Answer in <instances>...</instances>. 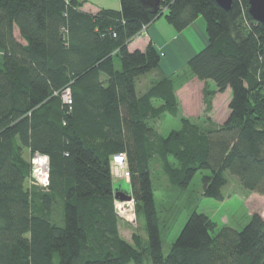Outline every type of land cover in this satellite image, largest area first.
I'll use <instances>...</instances> for the list:
<instances>
[{
    "label": "trees",
    "instance_id": "1",
    "mask_svg": "<svg viewBox=\"0 0 264 264\" xmlns=\"http://www.w3.org/2000/svg\"><path fill=\"white\" fill-rule=\"evenodd\" d=\"M232 2L227 12L215 0H160L151 14L119 0V10L92 14L78 0H0V264H264L259 215L216 232L192 211L164 254L169 226L155 203L154 166L169 188L205 172L202 195L222 201L229 173L264 196V26L247 0ZM161 16L176 32L205 23L206 45L170 75L152 43L128 49ZM192 79L204 85L207 114L230 90L228 117L206 127L180 117L162 136L156 123L179 115L176 90ZM25 150L47 156L46 187L25 185ZM119 154L143 224L130 241L118 232L110 172Z\"/></svg>",
    "mask_w": 264,
    "mask_h": 264
},
{
    "label": "rangeland",
    "instance_id": "2",
    "mask_svg": "<svg viewBox=\"0 0 264 264\" xmlns=\"http://www.w3.org/2000/svg\"><path fill=\"white\" fill-rule=\"evenodd\" d=\"M102 1L104 0H78L83 6L94 2L95 4H101ZM105 1L107 6H113L117 0ZM87 7L90 8L89 5ZM155 22L162 23L166 27L173 29L166 22L164 16L159 17ZM201 25L205 33L204 20L202 16H199L194 21V25L185 30V35L189 37L192 44H195L194 46L197 48L201 47L198 50L204 47L199 33V26L201 27ZM145 30L142 28L139 35L145 32ZM209 88L215 89V85L210 82ZM202 89L203 87L197 80H192L176 90L180 108L179 115L177 117L165 115L156 123L158 132L162 136H166L170 131L180 128V117L188 118L190 121L204 127L210 126L207 121L210 122L209 124L217 126L224 123L229 115V92L225 91L222 94H216L212 99L211 111L207 114L204 110ZM24 158L27 161H32L30 154L28 156L24 154ZM153 173L157 178L155 181V203L158 216L161 222L164 221L169 226L164 232L162 229L164 254L168 252L169 246L179 234L188 214L192 211L208 217L216 232L223 227H230L239 231L249 222L250 217L254 214L259 215L264 220V196L245 190L240 185L239 180L229 173L226 174L227 183L222 189V201L206 198L202 195L201 176L205 172L197 173L189 185L181 189L169 188L166 178L160 174L158 166L153 167ZM31 179L25 183L26 186L31 184ZM113 185L119 188L120 192L130 195V186L127 180L113 179ZM115 205L120 220L118 223L120 237L126 241H130L133 233L144 236L143 224L141 220H137L133 200H117Z\"/></svg>",
    "mask_w": 264,
    "mask_h": 264
},
{
    "label": "crops",
    "instance_id": "3",
    "mask_svg": "<svg viewBox=\"0 0 264 264\" xmlns=\"http://www.w3.org/2000/svg\"><path fill=\"white\" fill-rule=\"evenodd\" d=\"M87 5H89L90 8H88ZM81 9L87 13L93 14L100 9L119 10L120 4L119 0H117L116 2H114L113 6H107L106 1L104 0L101 2V4H95V2L86 4L82 6ZM193 25L194 22L186 29ZM186 29L182 30L181 32H176L175 30L166 27L162 23H157L154 21L145 30V32L135 37L131 41L128 49L129 51H142L149 43H152L153 46L162 53V59L160 62L161 71L166 75H170L177 71L180 67H182L188 61V59H190L196 52L199 51L198 49L201 48H197L196 46H194L195 44H192L189 37L185 35ZM199 33L204 43L203 46H205L207 43V39L205 33L202 30V25L201 27L199 26ZM192 80L195 81V79ZM197 82L203 87L202 82ZM226 91L230 94L229 89H227ZM24 154L28 156L29 151L25 150Z\"/></svg>",
    "mask_w": 264,
    "mask_h": 264
},
{
    "label": "built area",
    "instance_id": "4",
    "mask_svg": "<svg viewBox=\"0 0 264 264\" xmlns=\"http://www.w3.org/2000/svg\"><path fill=\"white\" fill-rule=\"evenodd\" d=\"M146 26L143 27V30ZM61 100L64 105L70 106L72 103L70 90L65 88L61 93ZM31 177L32 182L40 187H46L48 181V158L39 153L31 154ZM110 172L113 179L127 180L129 175L126 169L125 157L122 154L112 157L110 162ZM117 199L115 200L116 203ZM116 206V205H115Z\"/></svg>",
    "mask_w": 264,
    "mask_h": 264
},
{
    "label": "water",
    "instance_id": "5",
    "mask_svg": "<svg viewBox=\"0 0 264 264\" xmlns=\"http://www.w3.org/2000/svg\"><path fill=\"white\" fill-rule=\"evenodd\" d=\"M160 0H136L137 4L149 11L151 14H156L159 11ZM249 16L257 23L264 26V0H247ZM216 4L224 11H230L232 8V0H215ZM115 198L119 201H132L131 195L123 192H116Z\"/></svg>",
    "mask_w": 264,
    "mask_h": 264
}]
</instances>
